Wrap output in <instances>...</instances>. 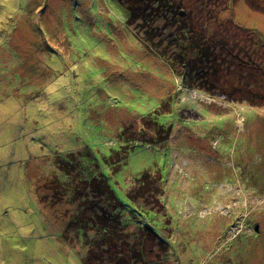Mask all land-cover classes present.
<instances>
[{
	"label": "rangeland",
	"instance_id": "rangeland-1",
	"mask_svg": "<svg viewBox=\"0 0 264 264\" xmlns=\"http://www.w3.org/2000/svg\"><path fill=\"white\" fill-rule=\"evenodd\" d=\"M205 1L172 0L154 13L153 40L173 72L116 0H0V264H83L105 207L85 184L94 176L121 204L128 232L157 217L172 264H264V48L235 45L252 38L245 28L264 43V0H210V17ZM229 4L230 15L216 16ZM179 50L203 79L221 70L259 92L258 104L238 103L240 90L226 102L191 86ZM145 120L166 126L155 136ZM147 172L161 177L159 214L128 196ZM77 189L92 204L89 222L77 219ZM133 210L145 216L133 220Z\"/></svg>",
	"mask_w": 264,
	"mask_h": 264
},
{
	"label": "trees",
	"instance_id": "trees-1",
	"mask_svg": "<svg viewBox=\"0 0 264 264\" xmlns=\"http://www.w3.org/2000/svg\"><path fill=\"white\" fill-rule=\"evenodd\" d=\"M234 1V0H232ZM124 9L125 18H126V24L131 29V31L137 35L138 33H144L143 43L145 46H148L150 42H152V53L156 55L157 57L161 58L167 66L170 67V69L173 72H178L179 69H176L175 62H172L167 58L166 51L162 49L160 46V42L153 40L154 39V30L157 26L155 25L158 20V15L154 16L155 12L161 11V8L166 3H171L172 0H153V4H151L150 0H116ZM150 2V5H149ZM231 3V1H229ZM206 10L209 12V17L212 14L211 10V2L210 0L205 1ZM231 4L226 6V8H220L216 16H227L230 15L227 10L231 9ZM261 7L258 3H254V7L251 8H259ZM172 11L169 12L167 16H164L167 18V21L170 23H174L177 20L176 17L172 15ZM220 14V15H219ZM162 15V14H161ZM235 23V22H234ZM180 29L183 32L185 29L191 30V27L187 26L185 23L180 24ZM241 27V26H240ZM244 29V27H241ZM247 29L246 32L250 33V36L252 37L249 40H241L239 42L236 41L235 45H240L239 52H242L250 47L252 48H264L263 41L253 34L252 29ZM138 39V38H137ZM172 43V42H171ZM196 43L201 44V41L193 40L190 41L189 44ZM197 46V45H196ZM190 47V46H189ZM173 48V47H172ZM183 50L185 47H182ZM193 48V47H191ZM254 51L255 49H251L249 53L251 55H255ZM175 60H181L182 62L184 59V53L182 51H178V55L174 58ZM236 60L230 61V64L232 65V62ZM238 63V62H236ZM185 64V68L187 69L185 72H183V79H187L188 83L191 86H198L197 89L202 93L210 94L211 96H220V100H224L226 102H234L233 101V90H240L244 96H241L240 104L242 103H249L251 105H257L258 102H254V97H257V95H260L259 92H253L249 90V86L244 88H238L233 85V83L228 79L225 80V74L219 70L217 73L213 74L215 76V80L211 81L208 78L203 79L201 77V74L197 71L200 70V68L196 69L198 64L190 63L189 60H185L183 65ZM191 72L193 74L191 75ZM246 74L253 76L255 75V70H248ZM176 75V73H175ZM197 78H196V77ZM257 76L260 77V83L263 87L264 84V66L262 65L260 67V72L257 74ZM178 79V83H180V77H175V80ZM243 83V82H242ZM240 85V87H243V85ZM180 86V85H179ZM185 89V86H183ZM223 87H225L223 89ZM160 107L161 110H163V107H165V103L161 104ZM240 118V117H239ZM153 124L156 126L155 130H153L154 135H157V130L159 131V128L165 127L163 123L159 124L157 122H150L145 120L144 124ZM168 127L170 125H167ZM145 130V129H144ZM142 132V131H141ZM168 133V131H167ZM148 141V140H146ZM148 141V146H149ZM124 149V147H122ZM120 150L122 153L121 159H124L125 157V150ZM70 156L73 158V155L70 154ZM117 161H119L120 157H117ZM113 161L112 158L106 159L105 162L109 164V162ZM115 163V161H113ZM77 165H69V166H63L62 171L66 176H69L74 173L76 170ZM65 169H71L67 172H65ZM80 173V172H79ZM81 174V173H80ZM73 180L77 179V177L73 176ZM85 180V179H84ZM134 184L128 191V196L132 200L133 203H136L133 199L134 198H140L142 201V206L144 205H151L153 208L151 211H155V213L160 212L161 208L163 209V203L161 202V196L163 195V189L161 184V177L159 174L156 173H150L147 172L140 178H137L134 180ZM86 185H91V189L93 187H96L99 191V194L104 195V203L105 207L100 209L102 210V214H96L97 219L99 220V224L101 225L100 228L97 230L96 234L98 235L94 240H91L90 242H86V255L82 259L83 264H172L171 260L169 258L168 251H169V241L164 240L163 236L158 232L157 227L155 225H159L160 229L162 228V224L160 222H157L155 217L153 219L152 216L149 215L148 219L153 220L154 225L145 219V221L141 222V226L138 227V232H128L127 229L124 227L126 224L125 220L123 219L122 215V206L119 203V201L116 199L113 191L111 188L107 185V183L97 177H91L88 180H85ZM76 194H80L79 201H77L75 195L73 196V199L79 203L80 205V213H83L82 215L79 214L77 219L80 220L81 217L88 220V213L91 215L93 213L92 204H88L86 201V195H84V192L82 190L77 189ZM99 196V195H98ZM96 207H98V202H96ZM163 205V206H162ZM88 212V213H87ZM145 212V211H144ZM134 216L133 220H135V217L137 218L138 214L140 216H145L142 213H139L136 210H133ZM133 215V214H131ZM155 215V214H154ZM89 222V220H88ZM118 230V232H116ZM120 234V235H119ZM124 235H127L129 237V242L125 237H122ZM134 238L132 241L130 238ZM115 240H118V243H115ZM90 243V246H89ZM102 247H105L103 250Z\"/></svg>",
	"mask_w": 264,
	"mask_h": 264
},
{
	"label": "crops",
	"instance_id": "crops-1",
	"mask_svg": "<svg viewBox=\"0 0 264 264\" xmlns=\"http://www.w3.org/2000/svg\"><path fill=\"white\" fill-rule=\"evenodd\" d=\"M223 103H224V102H223ZM242 111L247 113V112L249 111V108L243 106ZM231 119H232V122H233L234 125H235V120H234V118L231 117ZM236 119H237V120H236L237 122H239L238 120H241V121L243 122L242 126L244 125V119H245L244 114H242V117L240 116V118H237V117H236Z\"/></svg>",
	"mask_w": 264,
	"mask_h": 264
},
{
	"label": "flooded vegetation",
	"instance_id": "flooded-vegetation-1",
	"mask_svg": "<svg viewBox=\"0 0 264 264\" xmlns=\"http://www.w3.org/2000/svg\"><path fill=\"white\" fill-rule=\"evenodd\" d=\"M257 226H258V224H256V226H255V227L257 228Z\"/></svg>",
	"mask_w": 264,
	"mask_h": 264
},
{
	"label": "bare ground",
	"instance_id": "bare-ground-1",
	"mask_svg": "<svg viewBox=\"0 0 264 264\" xmlns=\"http://www.w3.org/2000/svg\"><path fill=\"white\" fill-rule=\"evenodd\" d=\"M240 122V120H238Z\"/></svg>",
	"mask_w": 264,
	"mask_h": 264
}]
</instances>
